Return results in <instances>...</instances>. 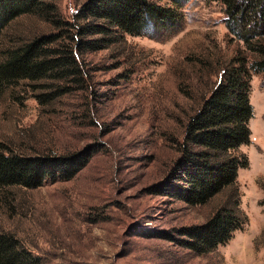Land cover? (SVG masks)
Wrapping results in <instances>:
<instances>
[{
  "label": "rangeland",
  "instance_id": "rangeland-1",
  "mask_svg": "<svg viewBox=\"0 0 264 264\" xmlns=\"http://www.w3.org/2000/svg\"><path fill=\"white\" fill-rule=\"evenodd\" d=\"M85 1L56 0L67 19ZM179 12L172 23L85 52V85L69 95L40 103L38 94L54 87L27 81L0 95V141L58 154L94 150L71 180L0 194V228L15 233L41 264H264L261 75L251 81V143L242 147L249 166L238 177L240 208L248 216L244 228L215 251L197 255L167 233L178 236V229L205 222L223 195L192 206L149 190L178 156L176 142L191 105L181 85L205 72L202 60L214 65L242 46L225 23L222 2L188 0ZM12 27L26 38L52 29L34 16Z\"/></svg>",
  "mask_w": 264,
  "mask_h": 264
},
{
  "label": "trees",
  "instance_id": "trees-1",
  "mask_svg": "<svg viewBox=\"0 0 264 264\" xmlns=\"http://www.w3.org/2000/svg\"><path fill=\"white\" fill-rule=\"evenodd\" d=\"M171 1L166 6L154 0H86L74 18L67 19L56 0H0V95L26 81L39 82L43 89L54 87L38 94L40 103L71 94L75 85H85L80 60L85 52L172 23L188 0ZM214 1L224 4L225 23L242 46L214 65L202 60L205 72L187 87L181 85L191 105L176 142L178 156L167 175L149 188L192 206L223 195V203L205 222L178 229V236L167 233L197 255L227 244L248 222L240 208L238 177L239 170L249 166L242 147L251 143L253 75H261L264 82V0ZM24 16H34L52 29L26 38L12 27ZM93 154L92 147L58 154L0 141V194L7 197L16 187L35 189L47 181L71 180ZM41 263V256L15 233L0 228V264Z\"/></svg>",
  "mask_w": 264,
  "mask_h": 264
}]
</instances>
